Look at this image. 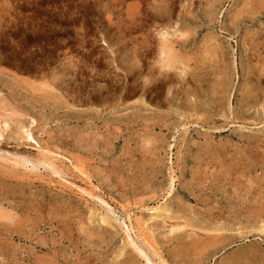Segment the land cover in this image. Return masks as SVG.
I'll list each match as a JSON object with an SVG mask.
<instances>
[{"label": "rangeland", "instance_id": "rangeland-1", "mask_svg": "<svg viewBox=\"0 0 264 264\" xmlns=\"http://www.w3.org/2000/svg\"><path fill=\"white\" fill-rule=\"evenodd\" d=\"M263 38L264 0H0V264H264Z\"/></svg>", "mask_w": 264, "mask_h": 264}, {"label": "bare ground", "instance_id": "bare-ground-1", "mask_svg": "<svg viewBox=\"0 0 264 264\" xmlns=\"http://www.w3.org/2000/svg\"><path fill=\"white\" fill-rule=\"evenodd\" d=\"M142 27V26H141ZM143 28V27H142ZM163 34V33H162ZM183 35V34H182ZM263 36V35H262ZM166 39V38H165ZM253 39V38H252ZM251 39V40H252ZM264 39V38H263ZM164 40V39H163ZM184 40V39H183ZM254 40H255V38H254ZM253 40V41H254ZM257 40V39H256ZM177 41V40H176ZM250 41V40H249ZM262 41V40H261ZM264 41V40H263ZM144 42V41H143ZM146 42V41H145ZM257 42V41H256ZM171 43V42H170ZM149 44V43H148ZM174 44H175V42H174ZM178 44V43H177ZM185 44V43H184ZM257 44H260V43H257ZM264 44V43H263ZM179 45V44H178ZM182 45V43H180V45L179 46H181ZM249 45V44H248ZM261 45H262V43H261ZM260 45V46H261ZM264 46V45H263ZM146 47V46H145ZM176 47H178V46H176ZM255 47V46H254ZM253 47V48H254ZM262 47V46H261ZM182 49V48H181ZM159 50V49H158ZM172 51V49L170 48V46L169 45H167V43L164 41V42H162L161 43V49H160V56H163L164 57V61H162L163 62V65H164V67L165 68H171V65H173L174 63L172 62V60H173V57H172V55H170V52ZM147 52V51H146ZM171 54H172V52H171ZM174 55V54H173ZM174 58H175V55H174ZM161 61V60H160ZM171 62L173 63V64H171ZM145 63V62H144ZM171 64V65H170ZM164 67H163V69H164ZM160 68V67H159ZM162 73V72H161ZM164 73V72H163ZM162 73V74H163ZM167 74V73H166ZM169 74V73H168ZM155 78V77H154ZM167 78H169V77H167ZM153 80V79H152ZM171 80V79H170ZM145 82V81H144ZM153 82V81H152ZM163 82V81H162ZM145 84H143V86L141 87V90H142V92H143V94H145L146 96L148 95V93H149V90L147 89V88H145V86H144ZM158 85V84H157ZM170 85V84H169ZM151 86V85H150ZM149 86V87H150ZM160 86V85H159ZM153 87H155V86H153ZM158 89V88H157ZM151 91V90H150ZM0 130H3L2 129V126H1V128H0ZM0 137H1V135H0ZM126 234H127V236L129 235L128 234V232H126ZM139 249V252L141 253V255H143V252H142V250L140 249V248H138ZM144 258V257H143Z\"/></svg>", "mask_w": 264, "mask_h": 264}]
</instances>
